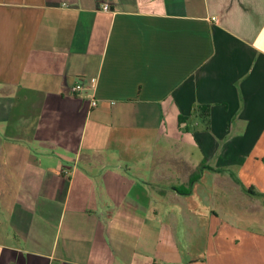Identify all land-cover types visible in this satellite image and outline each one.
Masks as SVG:
<instances>
[{
	"label": "crops",
	"instance_id": "1",
	"mask_svg": "<svg viewBox=\"0 0 264 264\" xmlns=\"http://www.w3.org/2000/svg\"><path fill=\"white\" fill-rule=\"evenodd\" d=\"M244 196L264 0H0V264H264Z\"/></svg>",
	"mask_w": 264,
	"mask_h": 264
},
{
	"label": "rangeland",
	"instance_id": "2",
	"mask_svg": "<svg viewBox=\"0 0 264 264\" xmlns=\"http://www.w3.org/2000/svg\"><path fill=\"white\" fill-rule=\"evenodd\" d=\"M246 197L247 196H244L243 204L244 207L248 210L243 211L244 216H242L241 225L252 226V228H254L255 230L264 232V200L260 199V201L255 202L252 198ZM255 219H257L258 221H256Z\"/></svg>",
	"mask_w": 264,
	"mask_h": 264
},
{
	"label": "built area",
	"instance_id": "3",
	"mask_svg": "<svg viewBox=\"0 0 264 264\" xmlns=\"http://www.w3.org/2000/svg\"><path fill=\"white\" fill-rule=\"evenodd\" d=\"M109 7L108 5H104V9L107 10ZM91 82H94V80L92 79ZM87 83V84H86ZM88 85H90V82H86L83 79H80L74 86L71 87V92L74 94L80 93L85 87H87ZM98 105V101L96 99H92L91 101V107L94 108ZM70 171L67 169H62V174L65 177H70Z\"/></svg>",
	"mask_w": 264,
	"mask_h": 264
},
{
	"label": "trees",
	"instance_id": "4",
	"mask_svg": "<svg viewBox=\"0 0 264 264\" xmlns=\"http://www.w3.org/2000/svg\"><path fill=\"white\" fill-rule=\"evenodd\" d=\"M207 110H208V108H206V107L203 108V112L206 113V114L208 113ZM207 168H210V167H207ZM196 180H198V176H197V179H193L192 178L191 183L195 182Z\"/></svg>",
	"mask_w": 264,
	"mask_h": 264
}]
</instances>
